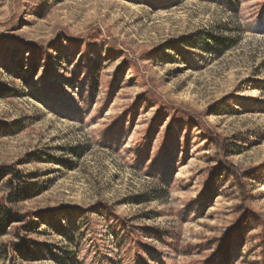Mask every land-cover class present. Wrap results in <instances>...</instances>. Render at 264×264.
<instances>
[{"label": "rangeland", "instance_id": "374dc122", "mask_svg": "<svg viewBox=\"0 0 264 264\" xmlns=\"http://www.w3.org/2000/svg\"><path fill=\"white\" fill-rule=\"evenodd\" d=\"M0 167V264H264V0H0Z\"/></svg>", "mask_w": 264, "mask_h": 264}, {"label": "trees", "instance_id": "16d2710c", "mask_svg": "<svg viewBox=\"0 0 264 264\" xmlns=\"http://www.w3.org/2000/svg\"><path fill=\"white\" fill-rule=\"evenodd\" d=\"M214 42L216 45L225 43L224 40ZM26 48L33 52L34 48H37V46L28 45ZM7 176H9L6 183L8 194L4 198L3 204H0V238L8 234V230L13 224H23L14 234L15 238L19 240L18 245L9 244L7 246L3 245L0 247V260L8 262L15 254L23 255L24 253L29 252L28 242L22 240L21 232L28 236L35 230V225L31 216L36 214L20 215L11 210V206L19 203L23 199L26 185L24 183V178L19 173L6 167H0V177L5 178ZM59 210L68 212V209L64 206L60 207Z\"/></svg>", "mask_w": 264, "mask_h": 264}]
</instances>
